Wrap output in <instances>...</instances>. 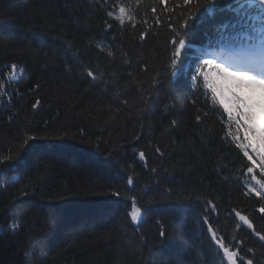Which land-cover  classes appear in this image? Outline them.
I'll return each mask as SVG.
<instances>
[{"label":"trees","instance_id":"1","mask_svg":"<svg viewBox=\"0 0 264 264\" xmlns=\"http://www.w3.org/2000/svg\"><path fill=\"white\" fill-rule=\"evenodd\" d=\"M240 2L0 0V264H264L260 155L196 71Z\"/></svg>","mask_w":264,"mask_h":264},{"label":"snow or ice","instance_id":"2","mask_svg":"<svg viewBox=\"0 0 264 264\" xmlns=\"http://www.w3.org/2000/svg\"><path fill=\"white\" fill-rule=\"evenodd\" d=\"M214 2L215 0H207V4ZM184 3L191 6L192 0H184ZM258 3L264 6V0H258ZM125 11V8L121 7L119 9L120 15L123 16ZM108 15L111 16L112 12L109 11ZM189 24L190 21H185L184 27H189ZM172 43L173 45H177L178 43V47L175 49V55L179 56L180 50L185 48V39L180 38L178 42L173 40ZM237 59L248 63L255 62V56L251 52L242 53ZM173 64H176L175 60ZM204 64L210 66L211 69H215L212 73L211 81L208 78L209 74L205 73L203 69L198 68L196 71L201 76H204L205 85L211 89L213 99L218 101L224 112L227 113L228 119L230 121L234 120L235 122L236 132H229V135L237 142H246L238 143V146L244 148L243 155L250 162L256 163L253 156L249 154V149L254 153H259V163L261 168H264V76H257L252 72L244 70H233L211 59L204 60ZM15 67V65H12L13 69ZM87 75L92 76L93 74L88 72ZM2 87L3 85H0V88ZM36 103L38 104L39 102L37 101ZM241 130L243 131L242 137L240 136ZM156 152L161 156L164 155L159 148L156 149ZM139 155L143 161L145 159L144 153L141 152ZM0 163H4V161L0 160ZM247 171L248 173H252L253 168L248 167ZM127 183L131 185L133 182L132 180H128ZM257 195L264 194L257 193ZM131 207L134 209L131 213V220L135 222L137 221L139 209L136 208L134 203ZM259 211L264 213V207H261ZM236 215L249 229L253 228L252 222L246 215H242L240 212H236ZM257 235L260 240L264 241V234L257 233ZM159 236L164 237L165 232L160 230ZM211 239L218 243L219 248L223 250V254L228 259L229 264H236L234 253L229 250L227 244L221 237L213 232ZM241 264H244L243 260H241ZM248 264H252V261L249 260Z\"/></svg>","mask_w":264,"mask_h":264},{"label":"bare ground","instance_id":"3","mask_svg":"<svg viewBox=\"0 0 264 264\" xmlns=\"http://www.w3.org/2000/svg\"><path fill=\"white\" fill-rule=\"evenodd\" d=\"M163 231H164V230H163ZM162 239H163V241H164V237H162ZM215 245H216L217 247H219V245H218L217 242H215Z\"/></svg>","mask_w":264,"mask_h":264},{"label":"rangeland","instance_id":"4","mask_svg":"<svg viewBox=\"0 0 264 264\" xmlns=\"http://www.w3.org/2000/svg\"><path fill=\"white\" fill-rule=\"evenodd\" d=\"M222 63H223V64H225V62H222ZM225 65H226V64H225ZM225 65H224V66H225ZM226 67H229V66H228V65H226Z\"/></svg>","mask_w":264,"mask_h":264}]
</instances>
